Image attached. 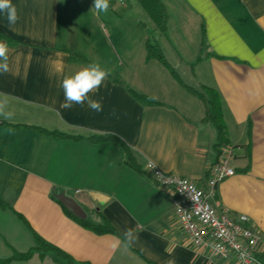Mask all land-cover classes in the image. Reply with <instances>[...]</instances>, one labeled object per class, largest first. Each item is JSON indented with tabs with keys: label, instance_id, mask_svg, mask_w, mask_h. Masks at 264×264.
Here are the masks:
<instances>
[{
	"label": "crops",
	"instance_id": "1",
	"mask_svg": "<svg viewBox=\"0 0 264 264\" xmlns=\"http://www.w3.org/2000/svg\"><path fill=\"white\" fill-rule=\"evenodd\" d=\"M160 1L168 13L164 35L136 0H109L100 14L94 0H12L20 16L14 28L0 14L10 66L0 74V93L14 113L0 116V264H64L52 251L1 262L32 248L35 235L77 263L234 264L187 242L169 194L143 172L152 161L200 183L216 160V130L186 86L220 95L235 173L217 186L215 204L248 218L264 254V0ZM146 41L179 80L145 59ZM93 62L110 73L90 93L103 111L62 108L64 77ZM132 92L156 103L142 104ZM92 135L116 139L94 143ZM102 218L116 235L79 223ZM126 228L138 240L113 251Z\"/></svg>",
	"mask_w": 264,
	"mask_h": 264
},
{
	"label": "built area",
	"instance_id": "2",
	"mask_svg": "<svg viewBox=\"0 0 264 264\" xmlns=\"http://www.w3.org/2000/svg\"><path fill=\"white\" fill-rule=\"evenodd\" d=\"M232 159L231 146H222L200 183L163 171L152 161L145 162L143 172L169 194L176 222L194 248L232 259L234 264H264L256 249L259 233L248 218L242 214L233 217L215 204L217 186L235 173Z\"/></svg>",
	"mask_w": 264,
	"mask_h": 264
},
{
	"label": "trees",
	"instance_id": "3",
	"mask_svg": "<svg viewBox=\"0 0 264 264\" xmlns=\"http://www.w3.org/2000/svg\"><path fill=\"white\" fill-rule=\"evenodd\" d=\"M140 7L143 9V11L146 13L150 21L152 22L154 30H156L159 34L164 35L167 28V19H168V13L166 10V7L160 0H136ZM1 37V35H0ZM145 59L146 60H156L160 62L165 68H167L170 73L173 75L174 78L178 79L176 73L174 70L168 65L166 60L164 59L160 49L155 43H152L150 41H146L145 44ZM179 80V79H178ZM188 91L192 93L193 95L197 96L199 100L202 102L204 107V113L202 117V121L206 123H210L214 126L217 137L216 142L213 145V148L217 152V156L220 152V149L222 146L229 145V139L227 135L226 130V124L224 122V118L222 115V108H221V99L218 91L214 88L202 86L199 91L194 90L193 88H190L186 86ZM134 98L138 100L142 104H152L156 103L152 98L144 95H138L136 93H133ZM37 131H40L42 133L48 134L54 138H64L69 137L68 134L59 132V131H48L46 129L36 127ZM91 142L97 143V142H103L108 139H116L114 136H102V135H92L88 138ZM122 148L125 153V163L131 166H134L133 158L131 155L130 150L122 144ZM79 223L94 231L97 234L101 233H111V234H117L115 229L112 227V225L109 223V221L105 218L101 219L100 224H92L83 220H79ZM35 244L32 248H30L26 252H14L13 255L8 258L1 260L2 263H7L11 260H24L29 258L34 251H52L54 252L60 259L64 261V264H88V263H77L72 260L70 256L65 254L64 252L60 251L55 246L45 242L37 235L34 236ZM260 258L264 260V254L260 255Z\"/></svg>",
	"mask_w": 264,
	"mask_h": 264
},
{
	"label": "clouds",
	"instance_id": "4",
	"mask_svg": "<svg viewBox=\"0 0 264 264\" xmlns=\"http://www.w3.org/2000/svg\"><path fill=\"white\" fill-rule=\"evenodd\" d=\"M110 7L109 0H94L92 8L97 14L107 13ZM0 14H3L10 28H14L20 19L17 6L12 0H0ZM9 46L6 41H0V74L7 73L9 66ZM109 71L102 68L98 62H93L81 68L72 75L65 76L61 82L64 93V101L61 107L71 109L75 105L87 106L89 109L100 112L103 105L100 100L93 99L90 93H95L103 85L109 76ZM9 98L7 94L0 93V116L7 120L14 117V113L8 110ZM138 240V234L133 228H126L121 237H116L111 242L113 251L122 245L125 250ZM166 264H175L174 260H168Z\"/></svg>",
	"mask_w": 264,
	"mask_h": 264
}]
</instances>
